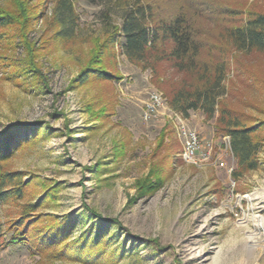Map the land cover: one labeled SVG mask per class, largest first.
Masks as SVG:
<instances>
[{
    "label": "rangeland",
    "instance_id": "rangeland-1",
    "mask_svg": "<svg viewBox=\"0 0 264 264\" xmlns=\"http://www.w3.org/2000/svg\"><path fill=\"white\" fill-rule=\"evenodd\" d=\"M29 1L39 13L28 38L45 79L28 75L20 82L0 69V129L38 125L37 135L4 164L5 171L20 173L15 182L24 193L0 205L8 224L0 236V264H264V125L256 169L240 172L230 136L219 131V110L213 118L202 109L185 116L170 105L166 92L185 75L168 60L132 61L123 54L124 39L105 42L136 4L153 13L154 23L192 15L206 60L228 64L220 105L245 124H260L264 51L231 50L221 34L243 15L230 10H264V0H74L77 19L68 36L54 23L57 0ZM97 50L101 69L114 77L83 85L81 71ZM25 54L19 46L0 60L8 64ZM153 92L164 106L145 120ZM175 112L211 148L209 160L186 162ZM145 179L162 182L144 192ZM25 211L37 221L30 233L42 245L10 241L8 226ZM94 212L118 223L107 224ZM74 218L64 237L53 236L59 221ZM46 225L53 237L41 241ZM250 232L259 246H252Z\"/></svg>",
    "mask_w": 264,
    "mask_h": 264
},
{
    "label": "trees",
    "instance_id": "trees-1",
    "mask_svg": "<svg viewBox=\"0 0 264 264\" xmlns=\"http://www.w3.org/2000/svg\"><path fill=\"white\" fill-rule=\"evenodd\" d=\"M88 1L95 3L96 1L108 2L110 0ZM74 10V0H57L54 23L65 26L67 36L73 32L77 19ZM230 12L235 16L241 13L243 15L234 24L227 25L222 31L221 37L225 39L227 47L239 52L264 51V10L249 8L247 13L238 9L230 10ZM38 13L37 7L32 5L29 0L0 1V59L2 60L4 57L8 59L9 54H14L19 46H22L26 51L24 57L19 59L15 57L11 63L6 64L0 60V69L7 71V75L10 77L15 76L14 78L20 82H24L28 75H32L33 78L45 79L44 73L41 72L37 59H35L37 57L36 47L28 38V29L31 23L38 18ZM153 19V13L146 6L136 4L134 8L125 11L121 25L109 33L105 42L114 44L116 41L124 39L123 54L138 63L149 62L151 65H156L163 60L171 62V67L185 76L177 89L166 92L170 105L185 116L189 115L191 110L202 109L207 117L213 118L216 111L219 110L218 128L219 131L230 136L231 149L237 159L239 171L256 169L259 152L257 135L264 122L245 124L232 111H228L220 105L219 98L226 92L228 64L219 62L218 59L206 60L205 46L202 39L198 38L192 15L184 13L169 19V21L159 23H154ZM166 44H170V47L165 50ZM226 51L227 48L223 53L226 54ZM97 54L98 50L81 71L80 83L83 85L90 79L112 80L114 77L111 72L101 69L102 57ZM12 63L14 64L11 65ZM9 65L14 67L13 72L6 70L7 67H11ZM29 127L32 129L28 130ZM37 127V124L24 126L14 123L12 126L0 129V205L10 199L22 196L24 193L21 181L20 183L15 182L20 173L5 171L4 164L14 157L21 145L37 135ZM161 182L162 180L145 179L141 182L140 187L144 192H154ZM35 207V205L31 206V211H34ZM94 215L107 224L118 223L117 220L102 217L95 212ZM76 221L77 218L59 221L57 228L53 231V236L64 237L69 229H73ZM36 222L28 212L22 213L16 221L10 222L8 226V230L13 231L10 241L13 244L28 239L35 242L36 239L30 233V228ZM6 224L2 220L0 206V236H2ZM119 227L122 229L120 224ZM46 228L52 227L45 226V236L41 241L48 240V236L49 239L53 237ZM102 230L104 228L93 238V243H91L93 246H97V243L103 239L104 231ZM36 241L37 246L41 244L38 238ZM50 244L51 242L47 241L44 245Z\"/></svg>",
    "mask_w": 264,
    "mask_h": 264
},
{
    "label": "built area",
    "instance_id": "built-area-1",
    "mask_svg": "<svg viewBox=\"0 0 264 264\" xmlns=\"http://www.w3.org/2000/svg\"><path fill=\"white\" fill-rule=\"evenodd\" d=\"M164 106L163 99H161L160 94L151 93L148 97V100L145 102L144 109V118L145 120H150L153 116L158 114L159 108ZM176 113L178 117V128H179V137L184 143V150L182 156L186 162L199 164L204 160H209L211 158V148L206 146L203 147L202 141L200 140L197 130L193 127L188 126L184 121V118L181 114Z\"/></svg>",
    "mask_w": 264,
    "mask_h": 264
},
{
    "label": "bare ground",
    "instance_id": "bare-ground-1",
    "mask_svg": "<svg viewBox=\"0 0 264 264\" xmlns=\"http://www.w3.org/2000/svg\"><path fill=\"white\" fill-rule=\"evenodd\" d=\"M248 238L250 239V241H252V243H253L252 246H259V244L255 240L256 236L254 233L250 232L248 235Z\"/></svg>",
    "mask_w": 264,
    "mask_h": 264
}]
</instances>
